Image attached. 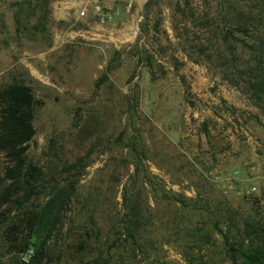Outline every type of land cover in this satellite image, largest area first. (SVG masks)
<instances>
[{
    "label": "rangeland",
    "instance_id": "374dc122",
    "mask_svg": "<svg viewBox=\"0 0 264 264\" xmlns=\"http://www.w3.org/2000/svg\"><path fill=\"white\" fill-rule=\"evenodd\" d=\"M87 1L0 0V91L22 83L38 102L28 161L44 184L76 186L50 251L69 264H232L212 224L193 233L228 207L264 219V97L226 71L209 27L224 0L119 1L105 26L99 0L79 16ZM5 168L0 155V194ZM1 239L0 264H20Z\"/></svg>",
    "mask_w": 264,
    "mask_h": 264
},
{
    "label": "trees",
    "instance_id": "16d2710c",
    "mask_svg": "<svg viewBox=\"0 0 264 264\" xmlns=\"http://www.w3.org/2000/svg\"><path fill=\"white\" fill-rule=\"evenodd\" d=\"M222 5L223 11L209 27L223 47L226 71L232 70L261 101L264 97V0H224ZM25 9L20 5L15 14L18 29L26 27ZM31 17L37 19L35 26L44 27L49 21V12L37 13L35 9ZM37 105L33 89L25 84L14 83L0 91V155L6 159V185L0 194L1 243L5 254L19 258L20 264H69L63 255L54 258L49 242L53 231L62 223L63 212L71 209L76 186L73 180L61 177L44 184L43 172L28 161L30 144L36 136ZM64 172L67 174V170ZM43 197L46 198L41 203ZM221 215L217 221L201 223L198 226L201 228L193 233H203L206 225L213 226L222 235L232 264H264V219L254 212L243 220L230 207ZM29 252L33 253L31 259H24ZM112 261L95 259L86 264H112Z\"/></svg>",
    "mask_w": 264,
    "mask_h": 264
},
{
    "label": "built area",
    "instance_id": "2783aa9c",
    "mask_svg": "<svg viewBox=\"0 0 264 264\" xmlns=\"http://www.w3.org/2000/svg\"><path fill=\"white\" fill-rule=\"evenodd\" d=\"M93 0H88L87 2L81 3L78 8L80 9V17H87L89 8ZM97 1V0H94ZM100 5L96 6L97 9V23L101 26L112 24L116 21L117 16L120 14V10L113 7V4L119 1L126 2L127 9L131 10L133 7L132 2L129 0H99Z\"/></svg>",
    "mask_w": 264,
    "mask_h": 264
},
{
    "label": "crops",
    "instance_id": "0c3cea01",
    "mask_svg": "<svg viewBox=\"0 0 264 264\" xmlns=\"http://www.w3.org/2000/svg\"><path fill=\"white\" fill-rule=\"evenodd\" d=\"M70 5H72V4H70Z\"/></svg>",
    "mask_w": 264,
    "mask_h": 264
}]
</instances>
